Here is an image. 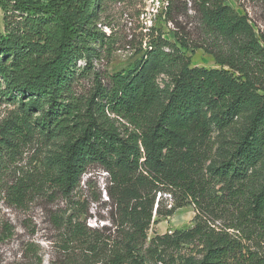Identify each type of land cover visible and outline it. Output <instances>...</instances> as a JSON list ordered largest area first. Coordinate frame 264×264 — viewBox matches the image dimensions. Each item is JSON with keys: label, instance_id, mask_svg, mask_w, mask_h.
Returning <instances> with one entry per match:
<instances>
[{"label": "trees", "instance_id": "16d2710c", "mask_svg": "<svg viewBox=\"0 0 264 264\" xmlns=\"http://www.w3.org/2000/svg\"><path fill=\"white\" fill-rule=\"evenodd\" d=\"M105 1L0 0V102L16 105L0 123V201L2 174L42 139L57 144L42 180L64 195L90 165L107 173L121 235L94 264H264V250L206 221L220 207L232 213L227 230L264 240V46L247 16L225 0H190L219 68L191 66L174 44L152 43L81 99L75 82L108 47L97 29ZM175 3L154 16L169 17ZM7 190L18 201L28 191L20 179ZM158 193L174 197L169 209ZM187 203L197 211L191 228L147 241L152 223Z\"/></svg>", "mask_w": 264, "mask_h": 264}, {"label": "rangeland", "instance_id": "374dc122", "mask_svg": "<svg viewBox=\"0 0 264 264\" xmlns=\"http://www.w3.org/2000/svg\"><path fill=\"white\" fill-rule=\"evenodd\" d=\"M225 3L247 16L264 46V0H225ZM175 4L177 9L168 17L150 15L158 7V12L161 10L160 0L105 1L98 16L97 29L104 34L108 47L98 48L97 57L91 62V74L80 77L73 86L75 95L81 99L89 97L98 83L105 86L112 73L144 58L152 43L162 41L174 44L191 66L219 68L214 56L205 51L199 25L189 10L190 0H176ZM178 41L185 42L187 49L181 48ZM164 51L168 48L165 47ZM83 66L84 61L77 63L80 69ZM15 106L11 102H0V123L12 115ZM107 116L115 120L120 130L129 128L118 117ZM56 147L57 144L36 139L23 148L21 156L2 174L0 264H94L108 256L120 240L118 212L109 194L111 184L99 165H90L69 195L42 180L44 163ZM19 179L28 189L21 201L7 190ZM159 196L158 193L156 203L159 201L162 209L167 210L173 205V196L168 193ZM219 208L215 214L206 217L211 227L239 237L248 248L264 250V240L254 242L247 239L245 233L227 230L232 224V213ZM196 214L195 206L187 203L172 216L159 218L151 224L147 241L154 236L191 228ZM91 247L96 249L95 253L90 251Z\"/></svg>", "mask_w": 264, "mask_h": 264}, {"label": "built area", "instance_id": "2783aa9c", "mask_svg": "<svg viewBox=\"0 0 264 264\" xmlns=\"http://www.w3.org/2000/svg\"><path fill=\"white\" fill-rule=\"evenodd\" d=\"M165 1H166V0H160V3L162 4V6L165 5ZM158 8H159V7H158ZM158 8H157L154 12L150 13V15H151V14L155 15V14L157 13V11H158Z\"/></svg>", "mask_w": 264, "mask_h": 264}]
</instances>
